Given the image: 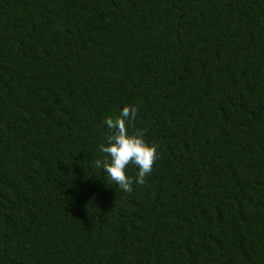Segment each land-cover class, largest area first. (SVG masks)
<instances>
[{
  "label": "trees",
  "instance_id": "1",
  "mask_svg": "<svg viewBox=\"0 0 264 264\" xmlns=\"http://www.w3.org/2000/svg\"><path fill=\"white\" fill-rule=\"evenodd\" d=\"M0 264H264V0H0Z\"/></svg>",
  "mask_w": 264,
  "mask_h": 264
},
{
  "label": "clouds",
  "instance_id": "2",
  "mask_svg": "<svg viewBox=\"0 0 264 264\" xmlns=\"http://www.w3.org/2000/svg\"><path fill=\"white\" fill-rule=\"evenodd\" d=\"M135 115L136 108L126 104L120 108L117 118H104V126L111 131L104 137V142L97 145L99 155L93 161V168L99 169L124 193L132 190L133 180L126 174L129 165L137 170L135 183L142 185L157 157L156 146L145 142L142 130L129 133L126 125Z\"/></svg>",
  "mask_w": 264,
  "mask_h": 264
}]
</instances>
